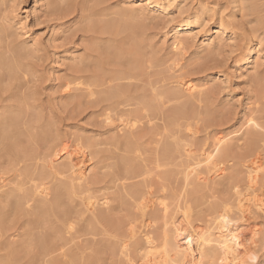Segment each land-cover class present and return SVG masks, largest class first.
Instances as JSON below:
<instances>
[{"label": "rangeland", "instance_id": "obj_1", "mask_svg": "<svg viewBox=\"0 0 264 264\" xmlns=\"http://www.w3.org/2000/svg\"><path fill=\"white\" fill-rule=\"evenodd\" d=\"M137 1L140 0L0 1V136L6 135V138L0 137V142H4L3 145L0 143V187L4 181L0 195L1 190L7 194L9 188L7 197L0 198V217H3L0 219V264H44L46 261L45 264L63 261L62 264H94L93 260L95 264H129L120 252L127 239L131 241H126L128 258L140 261L139 256L145 249L143 234L148 233L155 244L161 241L163 228L158 226L162 224L159 201L169 204L180 199V202L187 201L192 223L204 225L208 222L206 226L210 229L214 228L218 216L228 223L233 222V215L228 211L233 212V188L246 189L244 165L255 156L264 161V137L248 141L250 131L246 127L250 118L264 126V0H150L155 8L145 16L133 12L130 2ZM220 26L225 29L223 36L214 30ZM181 27H188L191 34H182ZM209 37L212 44L206 46L205 40ZM178 41L182 44L180 53L174 50ZM250 50L254 58L248 65V73L242 60ZM178 80L200 86L201 95L182 94L176 84ZM89 88L93 90L91 96ZM113 104L118 107H114V111ZM106 114L112 117L109 124L105 122ZM228 134L241 138L238 141L236 137L228 143L226 155L217 159L224 166L221 177L206 176L202 168L199 170L202 180L195 175L186 180L181 172L180 176L182 168H177L179 175H176V168L170 164V168L166 166L165 149L169 147L175 152L178 141L180 144L187 142L198 157L213 149L218 135ZM66 145H70L71 151L79 146L89 155L86 169L91 168L84 186H75L64 168V161L59 163L61 148ZM5 148L11 151L9 156ZM55 151L60 154L54 156ZM175 155L178 157L176 153L173 157ZM176 159L173 158L176 163L184 160ZM157 160V164H163L162 172L156 168ZM129 167L135 171L145 169L146 177L126 182L122 176ZM36 168V175H33ZM157 175L165 177L161 181ZM16 180L17 184H26L17 185ZM123 182L125 189L140 185L146 192L151 203L142 219L139 212L134 211V204L125 190L120 192ZM35 185H45L48 193L51 192L47 202L32 197ZM13 186L27 189L23 192L31 195L29 210L26 206H21L22 210L16 208V199L21 193L16 190L19 187L12 189ZM85 187L89 188L88 192L90 190L88 194L84 193ZM55 189L63 193L58 202L61 208L53 203ZM205 196L206 200H203ZM88 198L96 200L97 205L99 202L94 215L103 214L110 220L102 219L96 226L86 209ZM104 199H109L108 207L100 206ZM37 204H41V208ZM17 209L19 213H16ZM215 214L216 218L210 217ZM250 217V224L256 230L259 228L256 260L250 264H264V211L253 212ZM133 221L136 223L132 238L128 224ZM72 226L74 231L67 232ZM94 230L96 235L88 234ZM67 233L72 234L70 238Z\"/></svg>", "mask_w": 264, "mask_h": 264}, {"label": "bare ground", "instance_id": "obj_2", "mask_svg": "<svg viewBox=\"0 0 264 264\" xmlns=\"http://www.w3.org/2000/svg\"><path fill=\"white\" fill-rule=\"evenodd\" d=\"M1 1V0H0ZM15 2L17 1V0H14ZM54 4V3H53ZM130 4H131V6L132 7H134V9H132L133 10V12H138L140 15H148L152 10H154V8H155V4L152 2V1H150V0H140V1H137V2H130ZM137 14V13H136ZM107 23V22H106ZM106 25V24H105ZM104 25V26H105ZM107 26V25H106ZM104 28V27H103ZM105 30V29H104ZM214 30H216L215 31V33H217V34H221L222 36L224 35V32H225V29L223 28V27H218L217 29H214ZM180 31L182 32V34L184 33V35L186 36V35H189V34H191V31H190V29H188V27H185V28H180ZM205 43H206V46H211V44H212V39H211V37H209L207 40H205ZM175 49L174 50H176V52H178V53H180L181 51H182V44L178 41V42H176V44H175V47H174ZM253 58H254V55H253V51L252 50H250V51H248L246 54H245V56L243 57V63L244 64H246L247 65V67H246V71L249 73L250 72V68H248V65L252 62V60H253ZM4 62V61H3ZM170 68H172V67H170ZM169 68V69H170ZM10 73V72H9ZM13 74H14V72H13ZM10 75V74H9ZM176 84L178 85V87L181 89L180 90V92H182V94H184V95H187V96H189V97H194V96H200L201 95V93H202V90L201 89H199L200 88V86H195L194 84H192V83H190V82H186V81H180V80H178L177 82H176ZM68 85H69V83H68ZM67 85V86H68ZM82 85V84H81ZM101 85V84H100ZM98 86V85H97ZM102 86V85H101ZM100 86V87H101ZM108 87V86H107ZM99 88V87H98ZM69 89H71V88H69ZM91 88H89V91H87V92H89L90 93V95H89V93H88V95L89 96H91L93 93H92V91L90 90ZM76 90H79V88L78 89H76ZM102 91V90H101ZM156 91V90H155ZM104 92V91H103ZM85 93V92H84ZM105 93V92H104ZM115 93V92H114ZM153 93H154V91H153ZM156 93V92H155ZM102 94V93H101ZM157 94V93H156ZM173 94V93H172ZM100 95V94H99ZM160 95V94H159ZM106 96V95H105ZM105 96H104V98H105ZM116 96V95H115ZM119 96V95H118ZM103 97V96H102ZM102 97H101V99H102ZM180 97V96H179ZM112 98V97H111ZM116 98H118V97H116ZM153 99H154V97H153ZM105 100V99H104ZM110 100V99H109ZM116 100V99H115ZM118 101H119V99H118ZM117 101V102H118ZM123 101V100H122ZM125 101H126V99H125ZM153 101V100H152ZM107 101H105V103H106ZM112 102V101H111ZM130 102V101H129ZM128 102V103H129ZM154 102V101H153ZM101 103H102V100H101ZM115 103H116V101H115ZM114 103V104H115ZM108 104V103H107ZM114 104H113V111H114V109L116 108L115 106H114ZM121 104H123L122 102H121ZM110 106H111V104H109ZM108 105V106H109ZM116 105V104H115ZM119 105V104H118ZM127 105V104H126ZM156 105V104H155ZM109 106V108H111ZM128 106V105H127ZM126 106V107H127ZM115 107V108H114ZM123 107V106H122ZM118 108V107H117ZM116 108V109H117ZM124 108V107H123ZM110 110V109H109ZM108 110V111H109ZM121 110V109H120ZM125 110V109H124ZM128 110V109H127ZM126 110V111H127ZM130 110V109H129ZM107 111V112H108ZM111 111V110H110ZM174 111V110H173ZM172 111V112H173ZM176 113V112H175ZM102 114V113H101ZM125 114V113H124ZM131 114V113H130ZM133 114V113H132ZM104 115V114H103ZM110 114H106V116H105V122H107V124H109L110 122H111V118L112 117H110L109 116ZM170 115V114H169ZM264 115V114H263ZM113 116V115H112ZM139 116H141V115H139ZM145 117V116H144ZM166 117V116H165ZM169 117V116H168ZM14 119H16V118H14ZM143 119V118H142ZM141 119V120H142ZM165 119V118H164ZM163 119V120H164ZM162 120V121H163ZM166 120V119H165ZM176 120V119H175ZM18 121V120H17ZM129 121V120H128ZM139 121V120H138ZM14 122V121H13ZM104 122V123H105ZM125 122V121H124ZM148 122V121H147ZM166 121H164L163 123H165ZM16 125H17V123H15ZM130 124V123H129ZM129 124H127V125H129ZM137 124V123H136ZM3 125V124H2ZM1 125V126H2ZM10 125H12V123H11V121H10ZM14 125V124H13ZM112 125V124H111ZM131 125V124H130ZM108 126V125H107ZM7 127V126H6ZM16 127V126H15ZM246 127L248 128V131H250L249 133H248V135H247V140L248 141H254L256 138H261V137H264V126H262L260 123H258L257 122V120H255V119H253V118H250V119H248L247 121H246ZM12 128V127H11ZM150 128H152V127H150ZM246 128V129H247ZM13 129H14V126H13ZM7 128L5 129V132L7 133ZM15 130V129H14ZM13 130V131H14ZM131 130V129H130ZM173 130V129H172ZM9 131H11V130H9ZM17 131V130H16ZM15 131V132H16ZM174 131V130H173ZM15 132H13V134L15 133ZM2 133V132H1ZM170 133V132H169ZM5 134V133H4ZM12 134V135H13ZM175 134V133H174ZM8 135L9 136H11V134L8 132ZM2 136V135H1ZM0 136V137H1ZM6 136V135H5ZM4 135L2 136V137H5ZM14 136V135H13ZM169 136V135H168ZM173 136V135H172ZM237 136H236V134H228V135H225V136H219L218 135V137L215 139V141H214V145H213V149L211 150V151H209L208 153H205V152H203L202 153V155H200V156H194V153L195 152H193L192 151V149H190L189 148V146L185 143V144H183V143H181L180 144V142L178 141L177 143V145L175 146V144L173 145V146H175V152L173 151V149H171V148H169V147H165L166 149H165V154L166 155H164L165 157L163 158V157H161V158H163L164 159V161L166 162V166L168 165L169 166V164L172 166V167H174V168H182L183 170L181 171H179V173L181 172L183 175H184V177L186 178V180L188 179V177L190 176V175H195V178H197L198 180H202L203 178H202V176H201V173L199 172V170L200 169H202L203 168V171L205 172V174H206V176L207 175H214L215 177H218V176H222L223 175V172H224V166H223V164L221 163V162H219V160H217L218 158H220V157H222V156H224V155H226V153H227V151H228V148H227V144L228 143H231V141L232 140H234V138H236ZM6 138V137H5ZM8 138V137H7ZM10 138V137H9ZM8 138V139H9ZM164 138V137H163ZM241 137H240V135H239V137H237V139H238V141H239V139H240ZM245 138H246V135H245ZM245 138H244V140H245ZM161 139H162V137H161ZM4 140V139H3ZM10 140V139H9ZM113 140V139H112ZM7 141V140H6ZM11 141V140H10ZM15 141V140H14ZM130 141V140H129ZM157 141H158V139H157ZM247 141V142H248ZM76 142H77V140H76ZM81 142V141H80ZM128 142V141H127ZM173 141H171V143H172ZM184 142V141H183ZM246 142V143H247ZM2 145L4 144V142L2 143V142H0ZM8 143H9V141H8ZM15 143V142H14ZM73 143V142H72ZM88 143V142H87ZM5 144H7L6 142H5ZM75 144V143H74ZM78 144H80V143H78ZM83 144V143H82ZM240 144V143H239ZM243 144V143H242ZM12 145L13 144H10V146L12 147ZM16 145H17V142H16ZM70 145H72V144H70ZM69 145V146H70ZM157 145V144H156ZM159 145V144H158ZM165 145V144H164ZM236 145V144H235ZM246 145V144H245ZM7 146V145H6ZM5 146V147H6ZM69 146L68 145H66V146H63L62 148H61V154H60V151H55L54 152V156L55 155H58V154H60V156H62V158H61V161L59 162L60 164H62L61 162H63L64 161V168H65V170L67 171V172H69V174H70V176H71V182H75V186H76V184L78 185V186H81L82 184H83V186H84V183H86V181H87V177H88V173H89V170H90V168H91V166L89 167V170L87 171V169H86V166H88L87 164L89 163V161H90V158H89V155L85 152V150H82L81 148H76V149H74L72 146H71V148H73L72 150L73 151H71L70 149H69ZM82 146V145H81ZM84 146V145H83ZM243 146V145H242ZM242 146H241V148H242ZM248 146V145H247ZM8 147H9V145H8ZM11 147L10 148H7L8 150L10 149L11 150ZM90 147V146H89ZM91 147H93V146H91ZM90 147V148H91ZM157 147V146H156ZM163 147V146H162ZM6 148H5V150H6ZM50 148V147H49ZM243 148H246V147H243ZM12 149H14V148H12ZM15 149L17 150V148L15 147ZM112 149V148H111ZM90 150V149H89ZM241 150V149H240ZM52 151H54V150H52ZM98 151H99V149H98ZM102 151H104V150H102ZM110 151V150H109ZM115 151V150H114ZM155 151V150H154ZM158 150L156 149V152H157ZM164 151V150H163ZM238 151V150H237ZM7 152V153H6ZM6 152H4V153H6V154H8V156H9V153L11 152H9V151H7L6 150ZM9 152V153H8ZM120 152V151H119ZM155 152V153H156ZM162 152V151H161ZM240 152V151H239ZM242 152H243V150H242ZM13 153H15V152H13ZM109 153H111V152H109ZM159 153H160V151H159ZM164 153V152H163ZM178 154V157L175 155L174 157H173V155L174 154ZM5 154V155H6ZM12 154V153H11ZM158 154V153H157ZM156 154V155H157ZM196 154V153H195ZM102 155H104V154H102ZM101 155V156H102ZM111 155V154H110ZM140 155V154H139ZM153 155V154H152ZM248 155V154H247ZM138 156V155H137ZM160 156V155H159ZM244 156V155H243ZM128 157V156H127ZM145 157V156H144ZM156 157V156H155ZM103 158V157H102ZM109 158V157H108ZM113 158V157H112ZM115 158V157H114ZM173 158H181V159H184V160H181L179 163L177 162H175V161H177V159L175 160V161H173ZM98 159H99V157H98ZM107 159V158H106ZM105 159V160H106ZM157 159V158H156ZM158 159H160V157H158ZM222 159H223V157H222ZM245 159V158H244ZM115 160V159H114ZM134 160V159H133ZM153 160H154V158H153ZM243 160V159H242ZM116 161V160H115ZM140 161V160H139ZM138 161V162H139ZM244 161V160H243ZM98 162H100V161H98ZM136 162H137V160H136ZM142 162V161H141ZM157 162H158V160L155 162V164H157ZM165 162H164V164H165ZM107 163V162H106ZM115 163V162H114ZM122 163V162H121ZM150 163H152V162H150ZM162 162H160V164L158 163L157 164V167L156 168H158L159 170L161 169L160 167H162V165L163 164H161ZM56 164V163H55ZM237 164V163H236ZM245 164V163H244ZM123 165H125V164H123ZM151 165V164H150ZM241 165H243V163L241 164ZM51 166H54V165H51ZM117 166V165H116ZM127 166V165H126ZM154 166V165H153ZM166 166H164V167H166ZM245 166V179H246V189L245 190H239L238 189V187H234L233 189H234V193H233V195H234V197L232 198L233 200V204H232V213L230 212V211H228L229 213H230V215L232 214L233 215V222H231V223H228V222H226L225 221V219L223 218V217H221V216H218L217 217V220H216V223H215V225L212 227L213 229H210V227H208V225H209V223L207 222L206 224H208L207 226H206V224H193L192 223V221L190 220V215H189V210H190V208H189V206H188V203H187V201H184V202H180V201H182L181 199H180V201H178L177 199L180 197V195L178 196V195H176L177 197H176V202H173V203H171L170 202V204H169V202H167V203H163V202H160L159 201V205L161 206V209H160V213H161V219H162V224L161 225H158V226H162V228L163 229H161L162 231H163V234L162 235H160V236H162V237H160L161 238V241H159V243L158 244H155V241L151 238V237H149V234L148 233H145V234H143L142 235V237H143V239H144V245H145V249H144V247L142 248V249H144V252H141V253H143V254H141L140 256H139V259H140V261L138 260L137 262L136 261H130V259L128 258V249H129V247L127 246V243H126V241L128 240H126V241H123V243H122V245H121V247H120V252H121V254L123 255V257H125V258H127L128 260H129V264H250L251 262H253L254 260H256L255 258H256V255H255V249H256V247H257V244H258V229L256 230L255 229V227L253 226V225H251L250 224V216L252 215V213L253 212H258V211H261V212H263L264 211V183L262 182V179L264 178V161L259 157V156H255V157H253L248 163H246V165H244ZM48 167H50L49 165H48ZM47 167V168H48ZM103 167V166H102ZM115 167V166H114ZM128 167V166H127ZM242 167V166H241ZM53 168V167H52ZM56 168V167H55ZM54 168V169H55ZM59 168V167H58ZM62 168V167H61ZM147 168V167H146ZM155 168V169H156ZM168 168V167H167ZM169 168H170V166H169ZM35 169V168H34ZM51 169V168H50ZM152 168H150V170H151ZM154 169V172L156 171ZM235 169V168H234ZM45 170V169H44ZM53 170V169H52ZM124 170V169H123ZM143 170H145V169H143ZM135 171L132 167H129V168H126L125 170H124V175L122 176L123 177V179L127 182L128 180H133V179H139V178H143V176H145V172L144 171ZM150 170H149V172L148 173H150ZM168 170H171V169H168ZM178 170L179 169H177V174L176 175H179L178 174ZM35 172H33L32 174L33 175H36V172H37V168H36V170H34ZM51 171V170H50ZM56 171V170H55ZM166 171H167V169H166ZM45 172V171H44ZM153 172V171H152ZM153 172V173H154ZM160 172H162L161 170H160ZM242 172H243V170H242ZM57 173V172H56ZM55 173V174H56ZM156 173V172H155ZM158 173V172H157ZM174 173V172H173ZM180 173V174H181ZM244 173V172H243ZM51 174V173H50ZM116 174H117V171H116ZM168 174H169V171H168ZM182 174L180 175V176H182ZM204 174V175H205ZM31 175V173L29 174V176ZM39 175V174H38ZM54 175V174H53ZM52 175V176H53ZM60 175V174H59ZM58 175V176H59ZM90 175H91V173H90ZM109 175H111V174H109ZM147 175V174H146ZM154 175V174H153ZM51 176V175H50ZM55 176V175H54ZM53 176V177H54ZM57 176V175H56ZM68 176V175H67ZM94 176V175H93ZM106 176V175H105ZM108 176V175H107ZM106 176V177H107ZM112 176V175H111ZM116 176H119V175H116ZM115 176V177H116ZM148 176V175H147ZM158 176V175H157ZM172 176V175H171ZM234 176H237V174L236 175H234ZM233 176V177H234ZM17 177H19V175L17 176ZM60 177V176H59ZM113 177V176H112ZM114 177V178H115ZM146 177V176H145ZM153 177V176H152ZM165 177V176H164ZM164 177H161V178H164ZM27 178V177H26ZM32 178H33V176H32ZM57 178V177H56ZM158 178H160L159 176H158ZM160 178V179H161ZM169 178H170V176H169ZM179 178V177H178ZM17 179V178H16ZM34 179H35V177H34ZM33 179V180H34ZM102 179V178H101ZM166 179V178H165ZM221 179V178H220ZM224 179V178H223ZM32 180V179H31ZM58 180V179H57ZM116 180H118V179H116ZM122 180V179H121ZM204 180H205V178H204ZM236 180V179H235ZM40 181V180H39ZM43 181V180H42ZM41 181V182H42ZM52 181V180H51ZM60 182H61V180H59ZM70 181V180H69ZM89 181V180H88ZM119 181V180H118ZM142 181L144 182V180L142 179ZM161 181H162V179H161ZM192 181H194V180H192ZM2 182H4V181H2ZM2 182H1V187H3V185H4V183H3V185H2ZM22 182H25V181H22ZM29 182V181H28ZM36 182V181H35ZM37 182H38V180H37ZM53 182H54V180H53ZM65 182V181H64ZM99 182H102V181H99ZM121 182V181H120ZM175 179H174V185H175ZM21 183V182H20ZM46 183V182H45ZM112 183V182H111ZM172 183V182H171ZM204 183V182H203ZM15 184H17V180H16V183ZM19 184V183H18ZM17 184V185H18ZM21 184H26V182L25 183H21ZM21 184H19V185H21ZM40 184V183H39ZM52 184H54V183H52ZM62 184H63V182H62ZM117 184V183H116ZM142 184V183H141ZM155 184V183H154ZM161 184V183H160ZM168 184V183H167ZM191 184H193V183H191ZM195 184V183H194ZM206 184V183H205ZM212 184V183H211ZM6 185V184H5ZM59 185V184H58ZM73 185V184H72ZM73 185V186H74ZM101 185V184H100ZM114 185V184H113ZM135 185V184H134ZM173 185V184H172ZM171 185V186H172ZM178 185V184H177ZM27 186V185H26ZM29 186H30V182H29ZM74 186V187H75ZM88 186H89V184H88ZM117 186V185H116ZM119 186V185H118ZM121 187H120V189H121V191L120 192H123V190H125V193H126V195L128 196V198L130 199V202L132 201V203L134 204V207H135V209H134V211H138L139 212V216H140V219H142L145 215H146V210L149 208V204L151 203V202H149V199L147 198L148 196H146V192H143L141 189H140V185H137V186H133L132 185V187H129L128 189H125V183L123 182V183H121V185H120ZM155 186V185H154ZM158 186V185H157ZM167 186V185H166ZM180 186V185H179ZM1 187H0V189H1ZM5 187V186H4ZM17 187H19V186H16V188ZM47 187H48V185H47ZM60 187H61V185H60ZM165 187V186H164ZM170 187V186H169ZM173 187H175V186H173ZM183 187V186H182ZM196 187V186H195ZM230 187H231V185H230ZM16 188H14V186H13V188L12 189H16ZM20 188H22V186H20L19 188H17L16 190H18L17 192H18V194L19 193H21V194H23V195H21L20 194V196L18 195V199H16V208H20L21 209V206H23V207H25L26 206V208L29 210L30 208H31V202H32V199H31V195L30 196H28V194L26 195V194H24L25 192H23V191H27V189L26 190H20ZM30 188H32V187H30ZM30 188H28V190L30 189ZM53 188H54V186H53ZM52 188V189H53ZM71 188H72V186H71ZM76 188V187H75ZM112 188V187H111ZM117 188V187H116ZM166 188V187H165ZM165 188H164V190H165ZM198 188V187H197ZM203 188V187H202ZM3 189V188H2ZM8 187H7V194H8ZM12 189H10V190H12ZM76 189H78V187L76 188ZM75 189V190H76ZM82 189V188H81ZM85 189H86V187H85ZM87 189H89V188H87ZM87 189H86V191H87ZM104 189H105V187H104ZM113 189V188H112ZM119 189V188H118ZM117 189V191H119ZM163 189V188H162ZM172 189V188H171ZM171 189H167V190H171ZM231 189V188H230ZM4 191H5V189H3ZM54 190V189H53ZM53 190H52V192H53ZM56 190V189H55ZM62 190V189H61ZM98 190V189H97ZM153 190V189H152ZM173 191H174V189H172ZM176 190V189H175ZM183 190V189H182ZM195 190V189H194ZM57 191V190H56ZM55 191V192H56ZM79 191H80V188H79ZM83 191V190H82ZM81 191V192H82ZM84 192V193H86V194H88L89 192H90V190H89V192L87 191V192ZM163 191V190H162ZM190 191H191V189H190ZM193 191V190H192ZM1 192H2V195H0V198H2V197H7V194L5 193V192H3L2 190H1ZM11 192H13V190L11 191ZM15 192V191H14ZM13 192V194H15ZM49 191H48V188H46L45 187V185H35L34 186V188L32 189V192H31V194H32V197H39L42 201H44V203L45 202H47V197H48V195L49 194H51V192L50 193H48ZM104 192V191H103ZM152 192V191H151ZM170 193L172 192V191H169ZM189 192V191H188ZM28 193V192H27ZM84 193H81V194H84ZM118 193V192H117ZM124 193V192H123ZM163 193V192H162ZM176 193V192H175ZM186 193V192H185ZM190 193V192H189ZM73 194V193H72ZM71 194V195H72ZM76 194H78V192H76ZM75 194V195H76ZM157 194V193H156ZM155 194V195H156ZM9 195H11L10 194V191H9ZM63 195V193L61 194L60 193V191L58 190L57 192H56V195H54V196H56V198H55V202H53L54 201V199H53V203H54V205L55 206H57V204H58V202H61L60 201V197ZM65 195V194H64ZM74 195V194H73ZM73 195L71 196V197H73ZM112 195V194H111ZM191 195V194H190ZM206 195V194H205ZM13 196V195H12ZM17 196V195H16ZM53 196V195H52ZM87 196V195H86ZM116 196V195H115ZM114 196V197H115ZM192 196H195V194L194 195H192ZM199 196V195H198ZM84 197V196H83ZM121 197V196H120ZM160 197V196H159ZM206 197L207 196H205V199H203V200H206ZM10 198H12L13 199V197H11L10 196ZM20 198V199H19ZM49 198H50V196H49ZM48 198V199H49ZM53 198V197H52ZM66 198H67V196H66ZM85 198V197H84ZM109 198V197H108ZM155 198V197H154ZM194 198V197H193ZM211 198V197H210ZM73 199V198H72ZM80 199V198H79ZM78 199V200H79ZM82 199V198H81ZM96 199V198H95ZM113 199V198H112ZM115 199V198H114ZM158 199H160V198H158ZM167 199H168V197H167ZM190 199V198H189ZM189 199H186V200H189ZM1 200V199H0ZM50 200H52V199H50ZM49 200V201H50ZM108 200L109 199H104V201H102V204L100 205V206H109L108 205ZM111 200V199H110ZM164 200V199H163ZM173 200H174V198H173ZM198 200V199H197ZM203 200H202V202H203ZM208 200V199H207ZM3 201V200H2ZM37 201V200H36ZM48 201V202H49ZM72 201V200H71ZM74 201V200H73ZM81 201H83V200H81ZM166 201V200H165ZM192 201V200H191ZM214 201V200H213ZM1 202V201H0ZM51 201H50V203H52ZM84 202V201H83ZM111 202V201H110ZM199 202V201H198ZM197 202V203H198ZM211 202V201H210ZM209 202V203H210ZM14 203V202H13ZM38 203H40V202H38ZM69 203V202H68ZM154 203V202H153ZM193 203H195V202H193ZM197 203H196V205H197ZM34 204V203H33ZM60 204V203H59ZM59 204H58V207H62V206H59ZM202 204V203H201ZM200 204V202H199V205L200 206H202ZM208 204V203H207ZM38 205V208H41V204H37ZM39 205H40V207H39ZM47 205V204H46ZM45 205V208H47L48 206H46ZM62 205H63V203H62ZM87 207H86V209H87V211L90 213L89 215H90V219L92 218V220L95 222V225L97 226V224L96 223H98V225H99V222L98 221H100V223L102 222V219L103 220H110V219H108V218H106L105 217V215H103V214H99L98 216L97 215H94V210H95V208H96V206H98L99 205V202H98V205H97V201L96 200H91V198H88L87 199ZM121 205V204H120ZM119 205V206H120ZM156 205V204H155ZM196 205H194V206H196ZM199 205H197L196 207H199ZM132 205H130V207H131ZM208 206V205H207ZM210 206V205H209ZM70 207H71V204H70ZM85 207V206H84ZM83 207V208H84ZM158 207V206H157ZM203 207V206H202ZM53 208H55V207H53ZM226 208V207H225ZM225 208H223V209H225ZM228 208V207H227ZM231 207H229L228 209H230ZM2 209V208H1ZM12 209H14V208H12ZM50 209V208H49ZM58 209V208H57ZM106 209V208H105ZM108 209V208H107ZM125 209V208H124ZM195 209H197V208H195ZM199 209H200V207H199ZM208 209V208H207ZM217 209V208H216ZM215 209V210H216ZM222 209V208H221ZM222 209V210H223ZM18 210V209H17ZM17 210H15L16 211V213H19V210L17 211ZM22 210V209H21ZM34 210V209H33ZM40 210V209H39ZM60 210V209H59ZM198 210V209H197ZM201 210H203V209H201ZM220 210V209H219ZM2 211V210H1ZM13 211V210H12ZM23 211H25V210H23ZM49 211V210H48ZM47 211V212H48ZM51 211H53V210H51ZM50 211V212H51ZM55 211V210H54ZM85 211V210H84ZM107 211V210H106ZM120 211V210H119ZM200 211V210H199ZM204 211H206V209L204 210ZM208 211V210H207ZM212 212H213V210H211ZM221 211V210H220ZM219 211V212H220ZM223 211H225V210H223ZM21 212V211H20ZM38 212H41V210L40 211H38ZM49 212V213H50ZM60 212V211H59ZM72 212V211H71ZM71 212H69V213H71ZM121 212V211H120ZM216 213H217V210L215 211ZM214 212V213H215ZM222 212V211H221ZM23 213V212H22ZM37 213V212H36ZM52 213L53 212H51V215H52ZM58 213V212H57ZM77 213H78V211H77ZM84 213H86V211L84 212ZM197 214L199 213V212H196ZM43 214V213H42ZM64 214H65V212H64ZM73 214V213H72ZM87 214V213H86ZM120 214V213H119ZM157 214V213H156ZM159 214V213H158ZM206 214H207V212H206ZM16 215V214H15ZM18 216H19V214H17ZM50 215V216H51ZM196 215V214H195ZM198 215H200V213L198 214ZM218 215V214H217ZM220 215V214H219ZM12 216H13V213H12ZM42 216H44V215H41V217ZM80 216V215H79ZM107 216V215H106ZM126 216V215H125ZM158 216V215H157ZM209 216V215H208ZM46 217V216H45ZM49 217V216H48ZM52 217H54V216H52ZM137 217V216H136ZM211 218L212 217H214V218H216V214H215V216L213 215H211L210 216ZM1 218H3V217H0V219ZM39 218V217H38ZM71 218V217H70ZM77 218V217H76ZM86 218V217H85ZM138 218V217H137ZM213 218V219H214ZM37 219V218H36ZM46 219V218H45ZM72 219V218H71ZM70 219V220H71ZM101 219V220H100ZM196 219H198L197 217H196ZM195 219V220H196ZM3 220V219H2ZM47 220V219H46ZM73 221H75V220H73ZM78 221V220H77ZM122 221V220H121ZM134 221H136V220H134ZM133 221V224L131 223H129L128 225H130V234H131V237L133 238L134 237V235H135V230H134V223H136V222H134ZM140 221V220H139ZM138 221V222H139ZM142 221V220H141ZM197 221V220H196ZM211 221V219H209V222ZM214 222H215V220H213ZM252 221V220H251ZM63 222V221H62ZM68 222H71V221H68ZM90 222H91V220H90ZM108 222V221H107ZM131 222V221H130ZM214 222H213V224H214ZM42 223V222H41ZM64 223H65V221H64ZM63 223V224H64ZM66 224H69V223H67L66 222ZM77 224V223H76ZM91 224V223H90ZM94 224V223H93ZM114 224V223H113ZM139 224V223H138ZM254 224V223H253ZM65 225V224H64ZM136 225V224H135ZM210 225H211V223H210ZM255 225V224H254ZM63 226V225H62ZM66 226V225H65ZM90 226V225H89ZM103 226V225H102ZM106 226V225H105ZM115 226H117V225H115ZM126 226V225H125ZM145 226V225H144ZM95 227V226H94ZM112 228H114L113 226H111ZM63 228V227H62ZM67 228V227H66ZM65 227H64V229H66ZM74 228H75V226H74ZM86 228V227H85ZM89 227L87 226V229H88ZM96 228V227H95ZM121 228V227H120ZM147 228V227H146ZM68 229V228H67ZM77 229V228H76ZM91 229V228H90ZM129 229V228H128ZM144 230H145V228H143ZM92 230V229H91ZM121 230V229H120ZM126 230V229H125ZM149 230V229H148ZM70 231H74L73 230V226L71 227V229L69 230H67V232H70ZM100 231V230H99ZM102 231V230H101ZM104 231V230H103ZM58 232V231H57ZM65 232H66V230H65ZM79 232H81V231H79ZM90 232V231H89ZM93 232V233H92ZM105 232V231H104ZM103 232V233H104ZM127 232V231H126ZM146 232H147V230H146ZM59 233V232H58ZM72 233H74V232H72ZM76 233V232H75ZM111 233V232H110ZM128 233V232H127ZM89 235L90 234H93V235H96L95 234V230L94 231H91V233H88ZM97 234H99L100 235V233H97ZM115 234V233H114ZM125 234V233H124ZM137 234H138V232H137ZM67 235H68V233H67ZM70 235H72L71 233H69V235H68V237L70 236ZM80 235V234H79ZM81 235H83V234H81ZM92 235V236H93ZM78 236V235H77ZM76 236V237H77ZM84 236V235H83ZM103 236V235H102ZM126 236V235H125ZM60 237V236H59ZM62 237V236H61ZM75 237V236H74ZM85 237V236H84ZM84 237H83V239H84ZM87 237H89V236H87ZM95 237V236H94ZM104 237H106V235L104 236ZM103 237V238H104ZM108 237V236H107ZM155 237V236H154ZM40 238V237H39ZM53 238V237H52ZM66 238V237H65ZM70 238V237H69ZM72 238V237H71ZM78 238H80V237H78ZM92 238V237H91ZM128 238V237H127ZM159 238V239H160ZM59 239V238H58ZM62 239V238H61ZM67 239V238H66ZM74 239V238H73ZM83 239H81V240H83ZM107 239V238H106ZM158 239V238H157ZM158 239V240H159ZM90 240V239H89ZM93 240H95L94 238H93ZM109 240V239H108ZM111 240V239H110ZM66 241V240H65ZM70 241V240H69ZM99 241V240H98ZM103 241V240H102ZM129 241V240H128ZM132 241H134L133 239H132ZM141 241V240H140ZM139 241V242H140ZM62 242V241H61ZM70 242H72V241H70ZM74 242V241H73ZM80 242V241H79ZM78 242V243H79ZM85 242V241H84ZM88 242V241H87ZM90 242H92V241H90ZM115 242H116V240H115ZM129 242H131V241H129ZM129 242H128V244H129ZM68 244V243H67ZM71 244V243H70ZM76 244H77V242H76ZM82 244H84V243H82ZM97 244H98V242H97ZM105 244H107L106 242H105ZM114 244V243H113ZM134 244V243H133ZM59 245V244H58ZM78 245V244H77ZM77 245H76V247H77ZM85 245H87V243L85 244ZM111 245V244H110ZM116 245V244H115ZM139 245V244H138ZM143 245V246H144ZM69 246V245H68ZM67 246V247H68ZM72 246V245H71ZM83 246V245H82ZM81 246V247H82ZM106 246H108V245H106ZM133 246V245H132ZM60 247H61V245H60ZM60 247H59V251H60ZM64 247V246H63ZM66 247V248H67ZM75 247V246H74ZM73 247V248H74ZM78 247H79V245H78ZM81 247H80V249H81ZM98 247H100V246H98ZM102 247H104L103 245H102ZM116 247V246H115ZM114 247V248H115ZM137 247V246H136ZM37 248V247H36ZM65 248V249H66ZM73 248H72V250H73ZM84 248V247H83ZM107 248V247H106ZM113 248V249H114ZM138 248V247H137ZM64 249V248H63ZM62 249V250H63ZM80 249H78V250H80ZM87 249V248H86ZM103 249V248H102ZM109 249V248H108ZM38 250V249H37ZM83 250V249H82ZM85 250V249H84ZM99 250V249H98ZM101 250V249H100ZM41 251V250H40ZM65 251V250H64ZM68 251H69V247H68ZM132 251V250H131ZM50 252V251H49ZM49 252H48V254H49ZM67 252V251H66ZM101 252V251H100ZM110 252V251H109ZM39 253V252H38ZM44 253V252H43ZM77 253V252H76ZM87 253V252H86ZM136 253H138V252H136ZM52 254V253H51ZM50 254V255H51ZM82 254V253H81ZM91 254V253H90ZM99 254V253H98ZM49 255V256H50ZM57 255V254H56ZM67 255V254H66ZM83 255V254H82ZM70 256V255H69ZM78 256V255H77ZM90 256V255H89ZM43 257V256H42ZM45 257V256H44ZM43 257V258H44ZM63 257V256H62ZM66 257V256H65ZM102 257V256H101ZM110 257V256H109ZM122 257V258H123ZM51 258V257H50ZM57 258V257H56ZM55 258V259H56ZM67 258V257H66ZM99 258V257H98ZM45 259V258H44ZM43 259V260H44ZM75 259H77L78 260V258H75ZM124 259V258H123ZM36 260H38V259H36ZM58 260V259H57ZM69 260H71V259H69ZM79 260H81V259H79ZM84 260H85V258H84ZM86 261V260H85ZM99 261H101L102 262V260H100L99 259ZM99 261H98V263H99ZM35 262V261H34ZM64 262V261H63ZM62 262V263H63ZM70 262H72V261H70ZM90 262V261H89ZM93 262H94V264H95V260H93ZM118 262H119V259H118ZM42 263V262H41ZM45 263H48L47 261L46 262H44V264ZM61 263V262H60ZM61 263V264H62ZM87 263V262H86ZM85 263V264H86ZM108 263V262H107ZM81 264V263H80Z\"/></svg>", "mask_w": 264, "mask_h": 264}]
</instances>
